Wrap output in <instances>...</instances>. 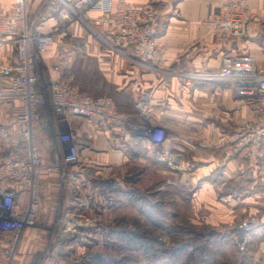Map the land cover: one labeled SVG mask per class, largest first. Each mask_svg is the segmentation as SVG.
Listing matches in <instances>:
<instances>
[{
    "label": "crops",
    "instance_id": "obj_1",
    "mask_svg": "<svg viewBox=\"0 0 264 264\" xmlns=\"http://www.w3.org/2000/svg\"><path fill=\"white\" fill-rule=\"evenodd\" d=\"M13 1L0 0V16ZM43 1L29 0L30 12ZM119 1L136 9L158 10L161 29L156 42L162 53L156 68L149 69L137 62V53L131 46L115 49L95 38L80 21L69 20L67 10L60 7L39 28L42 34L54 32L52 44L39 56L41 91L45 89L48 96L49 80L72 75L80 91L93 97L111 98L116 111L133 120L136 128L129 131L112 124L102 127L86 118L74 117L72 132L79 146V163L71 168L75 177L62 183L56 168L41 173L38 210L41 223L24 230L11 264H31L49 236H55L49 234L50 228L43 222L57 219L53 232L61 228L67 231L68 222L59 215L62 209H70L79 201L75 194L80 188L92 181L113 178L117 170L123 174L132 162L146 168L149 174L167 175L164 179L169 174L185 177L196 210L211 225L233 224L242 216H256L258 225L246 246L248 253L242 264H264V140L260 156L251 157L249 147L242 144L240 137L244 122L264 114V103L237 97L228 81L206 75L218 73L227 54H250L264 68V0H246L253 19L244 36L227 42L216 39L211 21L228 0H110L106 7L112 8ZM90 14L92 28L108 40L101 12ZM58 28L64 31H55ZM15 57L14 41L0 36V62L10 64ZM2 83L9 82L5 79ZM144 96H148V104L142 111L137 103ZM10 107V103L0 100V114ZM41 116L37 140L43 162L48 165L53 148L62 145L60 125L48 104L41 107ZM8 120L0 124L4 136L0 144L5 146L8 143L5 133L13 126L12 118ZM146 125L164 130L159 146L141 142L136 136ZM157 152L177 154L189 169L185 172L169 169L155 159ZM80 170L90 171L92 176L82 175ZM61 236L56 242L61 243ZM6 239L0 234V264L6 260ZM53 256L43 257L36 264H53Z\"/></svg>",
    "mask_w": 264,
    "mask_h": 264
},
{
    "label": "built area",
    "instance_id": "obj_2",
    "mask_svg": "<svg viewBox=\"0 0 264 264\" xmlns=\"http://www.w3.org/2000/svg\"><path fill=\"white\" fill-rule=\"evenodd\" d=\"M108 2L110 0H44L31 13L29 0H14L0 16V36L11 38L16 45L15 61L10 64L0 62V100L11 104L13 125L7 131L8 143L0 157V179L8 181V185L0 190V234L7 238L4 254L8 262L13 260L24 230L37 223L41 173L56 168L62 183L75 177L71 168L79 163V146L72 132L74 117L86 118L102 127L112 124L129 131L136 128L133 120L116 111L111 98L93 97L80 91L72 75L51 79L47 84V97L38 90L39 56L52 44L54 35V32L42 34L39 28L60 7L67 10L69 20L80 21L94 33L95 38L115 49L131 46L137 53V62L149 69L156 68L155 63L162 53L156 42L161 29L158 10L136 9L123 1L107 8ZM92 11L101 12V20L107 25L108 40L90 25ZM252 19L246 0H228L219 15L212 19L211 26L216 39L227 42L244 36ZM55 31L61 32L64 28ZM206 75L228 81L237 97L264 103V68L259 67L250 54L224 55L219 72ZM190 76L197 77L198 74ZM5 79L8 84L2 83ZM47 104L59 122V141L62 144L53 148L52 161L48 165L43 162L37 140V131L42 123L41 107ZM147 104L148 96L137 103L142 111L146 110ZM164 135L160 127L146 125L136 136L141 142L149 141L159 146ZM240 137L242 144L249 147V156L259 157L264 140V114L244 122ZM154 157L170 169L180 172L189 169L177 154L157 152ZM78 172L85 175L83 170ZM68 216L70 213L65 214V220L75 227L76 222L69 220ZM257 225V217L247 215L228 229L239 250L246 248Z\"/></svg>",
    "mask_w": 264,
    "mask_h": 264
},
{
    "label": "rangeland",
    "instance_id": "obj_3",
    "mask_svg": "<svg viewBox=\"0 0 264 264\" xmlns=\"http://www.w3.org/2000/svg\"><path fill=\"white\" fill-rule=\"evenodd\" d=\"M41 80L40 66L38 90L47 97L45 89L41 91ZM10 117L11 107L0 114V124ZM5 147L0 144V157ZM85 173L92 176L90 171ZM121 173L117 170V176L92 181L86 189L77 190L75 196L82 203L75 202L59 215L68 222L65 214L70 213L69 220L76 222L75 227L68 223L67 231L61 228L53 232L57 219L42 223L55 236H49L31 264L52 254L53 264H242L248 252L238 249L228 229L244 216L237 223L211 225L196 210L185 177L169 174L167 182L163 177L167 175L149 174L134 162ZM7 185V180L0 179V190ZM39 223L38 212L36 225ZM121 231L132 232L139 239L124 241ZM60 236L61 243L56 242ZM4 263L12 261L4 259Z\"/></svg>",
    "mask_w": 264,
    "mask_h": 264
},
{
    "label": "trees",
    "instance_id": "obj_4",
    "mask_svg": "<svg viewBox=\"0 0 264 264\" xmlns=\"http://www.w3.org/2000/svg\"><path fill=\"white\" fill-rule=\"evenodd\" d=\"M121 233H122V235H124V237L122 236V238H124V241L126 239H127V241H133L135 238L139 239V237L136 234H133L132 232L121 231Z\"/></svg>",
    "mask_w": 264,
    "mask_h": 264
}]
</instances>
